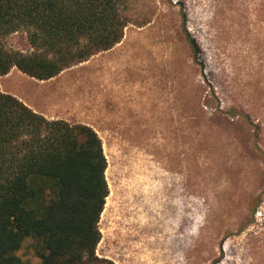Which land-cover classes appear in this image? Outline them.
Returning a JSON list of instances; mask_svg holds the SVG:
<instances>
[{"label":"rangeland","instance_id":"obj_1","mask_svg":"<svg viewBox=\"0 0 264 264\" xmlns=\"http://www.w3.org/2000/svg\"><path fill=\"white\" fill-rule=\"evenodd\" d=\"M128 1L113 48L48 80L12 67L0 92L101 139L99 258L264 264V12L255 0ZM28 33L1 42L28 56ZM33 246L16 255L38 264Z\"/></svg>","mask_w":264,"mask_h":264},{"label":"trees","instance_id":"obj_2","mask_svg":"<svg viewBox=\"0 0 264 264\" xmlns=\"http://www.w3.org/2000/svg\"><path fill=\"white\" fill-rule=\"evenodd\" d=\"M258 13L264 0H255ZM128 0H0V76L12 67L37 80L120 43ZM144 21L142 24H146ZM25 28V56L1 40ZM97 133L47 120L0 92V264H28L16 253L30 239L38 264H115L99 258V221L109 188Z\"/></svg>","mask_w":264,"mask_h":264}]
</instances>
